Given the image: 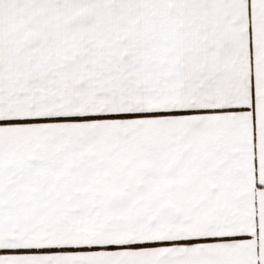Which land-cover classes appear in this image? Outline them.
<instances>
[{
    "label": "snow or ice",
    "instance_id": "6c2138e0",
    "mask_svg": "<svg viewBox=\"0 0 264 264\" xmlns=\"http://www.w3.org/2000/svg\"><path fill=\"white\" fill-rule=\"evenodd\" d=\"M0 264H264V0H0Z\"/></svg>",
    "mask_w": 264,
    "mask_h": 264
}]
</instances>
